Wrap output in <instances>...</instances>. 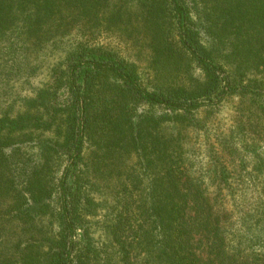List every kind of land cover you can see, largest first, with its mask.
I'll use <instances>...</instances> for the list:
<instances>
[{
	"label": "trees",
	"instance_id": "1",
	"mask_svg": "<svg viewBox=\"0 0 264 264\" xmlns=\"http://www.w3.org/2000/svg\"><path fill=\"white\" fill-rule=\"evenodd\" d=\"M89 22L141 33L156 82L148 89L134 63L78 40L20 111L0 116V264H134L135 247L150 264H264V147L251 234L220 193L239 190L246 165L210 155L211 191L186 141L228 96L253 99L264 117V0H0V42L38 48ZM131 156L139 170L114 182Z\"/></svg>",
	"mask_w": 264,
	"mask_h": 264
},
{
	"label": "rangeland",
	"instance_id": "2",
	"mask_svg": "<svg viewBox=\"0 0 264 264\" xmlns=\"http://www.w3.org/2000/svg\"><path fill=\"white\" fill-rule=\"evenodd\" d=\"M14 33L17 32L11 34ZM78 40L100 44L116 51L121 57L136 65L142 85L153 89L156 82L153 75L155 66L150 49L141 33H133L129 36L120 30L107 29L104 24L99 22H89L80 28L75 25L71 30L69 29L68 33L56 35L46 45L42 44L41 47H31L30 49L27 48L24 38L11 35L0 42V116L14 115L20 111L24 107L23 100L34 96L38 89L46 85L50 79L52 68L64 61L67 52ZM194 73L198 75V69ZM252 102L251 98L239 95L226 97L214 113L208 114L204 121L205 127L198 131L187 129L186 137V141L190 142L189 147L195 156V161L204 167V171L209 169L205 175L206 183L211 191L214 190V185L210 179V172H213L210 155L216 153L218 164L224 163L232 170L238 169L239 165H246L245 171L248 179L244 180L239 190L235 189V194L232 195L224 188L220 193L224 204L232 214L231 220L243 222L245 227L252 225L250 227L251 234L260 227L253 224V208L257 202V198L254 196L256 192L253 190L257 183L255 167L259 165L255 156L256 151L264 147V117L253 118V114L250 112ZM144 110L153 112V109L147 105L141 106L137 112ZM198 116L204 117V111L200 110ZM24 149L31 154V148ZM236 150L246 155L248 159L243 158L245 160L241 163ZM135 161V157L131 156L124 158L122 162H117L121 174L118 179L113 178L114 182L119 181L121 185L122 183L128 184L127 174L132 169L139 170V164ZM241 175H243V171ZM93 180H95L94 177ZM98 187L100 192L99 194L94 192L96 197H100L102 202L106 201L105 197L110 200L112 192L103 189L99 184ZM103 213V210H99L92 217L91 236L93 240L100 241L102 238ZM261 233H264V229H261L258 235ZM80 240L81 242L85 241L83 237H80ZM132 259L134 264H150L146 255L138 247H135Z\"/></svg>",
	"mask_w": 264,
	"mask_h": 264
}]
</instances>
